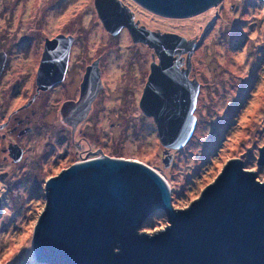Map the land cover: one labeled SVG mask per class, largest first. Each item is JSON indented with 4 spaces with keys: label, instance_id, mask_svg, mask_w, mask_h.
Returning <instances> with one entry per match:
<instances>
[{
    "label": "rangeland",
    "instance_id": "rangeland-1",
    "mask_svg": "<svg viewBox=\"0 0 264 264\" xmlns=\"http://www.w3.org/2000/svg\"><path fill=\"white\" fill-rule=\"evenodd\" d=\"M122 1L147 28L196 39L191 57V73L200 86L193 113L196 125L180 149L165 153L154 120L138 108L149 74L150 50L133 45L125 31L111 40L112 47L104 46L108 36L93 0H0V45L5 46L2 38L18 27L20 32L41 33L43 29L49 35L86 33L89 49L123 50L126 61L129 54L138 53L140 84L132 66L105 69L89 128L105 138L110 124L122 120L121 129L114 125L115 131L108 132L120 150L114 144L105 153L113 158L131 157L159 174L175 209L185 208L233 159L241 160L245 170L263 182L264 165H258L257 158L258 148L264 146V0H221L181 18L155 14L134 0ZM39 24L42 29L36 27ZM167 155L171 160L165 165ZM50 162H36L38 169L42 164L37 183L18 176V169L13 180L0 181V264H43L34 258L33 233L45 207V181L61 169ZM167 225L166 214L158 210L146 218L140 231L153 233Z\"/></svg>",
    "mask_w": 264,
    "mask_h": 264
},
{
    "label": "water",
    "instance_id": "water-1",
    "mask_svg": "<svg viewBox=\"0 0 264 264\" xmlns=\"http://www.w3.org/2000/svg\"><path fill=\"white\" fill-rule=\"evenodd\" d=\"M134 1L155 14L181 18L221 0ZM95 7L108 31L126 26L135 42L156 51L159 63L152 66L140 107L153 117L165 153L180 149L196 125L199 84L188 78L196 39L137 27L132 14L110 0H95ZM183 53L186 68L178 60ZM170 160L167 155L164 164ZM257 164L264 165V146L258 148ZM63 169L45 182V207L33 233L37 262L264 264V181H257L239 159L230 160L183 209L173 207L165 180L131 157L96 159ZM158 210L164 211L168 225L153 233L140 231Z\"/></svg>",
    "mask_w": 264,
    "mask_h": 264
},
{
    "label": "flooded vegetation",
    "instance_id": "flooded-vegetation-1",
    "mask_svg": "<svg viewBox=\"0 0 264 264\" xmlns=\"http://www.w3.org/2000/svg\"><path fill=\"white\" fill-rule=\"evenodd\" d=\"M110 1L120 5L127 15L131 13V20L137 27L154 31L136 19L133 10L122 0ZM93 6L108 36L104 46L112 47L111 40L125 31L133 45L150 50L147 82L152 66L159 63L156 51L141 41L135 42L126 26L115 33L108 31L98 16L95 0ZM36 27L43 28L41 24ZM18 29L2 38L5 46L0 45V181L13 180L17 174L15 169H18V176L30 177L37 183L42 175V164L38 169L36 162L45 164L49 159L53 166L63 170L96 159H115L105 153L114 144L116 150H120L112 134L108 137V132L115 131V127L121 129L122 120L112 122L104 138L97 131L95 136L94 130L89 128L92 126L90 116L103 88V73L108 65L115 70L120 67L128 70L132 66L140 84V55L127 54L126 61L123 50H91L89 41L84 38L89 35L86 33L69 31L49 35L43 33V29L39 30L41 33L20 32ZM186 57V53L179 55L181 68H186ZM188 78H195L191 69ZM146 82L138 100V108L145 116L140 100ZM154 124L157 133L155 121Z\"/></svg>",
    "mask_w": 264,
    "mask_h": 264
}]
</instances>
